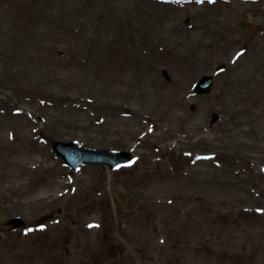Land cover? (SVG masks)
Instances as JSON below:
<instances>
[{
  "label": "rangeland",
  "instance_id": "374dc122",
  "mask_svg": "<svg viewBox=\"0 0 264 264\" xmlns=\"http://www.w3.org/2000/svg\"><path fill=\"white\" fill-rule=\"evenodd\" d=\"M263 7L229 0L216 4L210 0H0L1 50L10 46L12 18L20 19L24 11H37L31 15L28 29H19L26 33L19 45H27L32 60L25 63L27 70L22 72L9 63L0 74V113L8 114L0 121L5 126L0 128V135L18 122L29 144L28 156L24 150L20 154L22 162L36 161V142L41 143L50 165L58 168L65 180L71 179L72 188L83 196L74 199L69 192L54 206L35 209L30 203L37 196L34 182L24 196L12 193L11 199L0 204V264H70L67 254L75 246L72 235L82 249L87 247L88 236L96 237L101 264H175L184 246L180 244L179 250L174 247L168 223L161 215L155 216L152 225L146 223L145 233L153 243H140L136 233L143 210L137 206L142 187L158 179L163 169L171 178L161 179L167 185L162 194L170 192L179 202L175 192L191 191L194 186L193 179H187L190 174L185 176L190 160L177 151L160 153L141 176L137 165L157 141L150 135L145 77H157L169 86L177 78L172 66L188 62L200 66L199 73L189 79L188 112L197 120L205 119L208 130L218 138L237 128L255 138L247 158L250 170L244 176H234V166L220 160L222 168L217 175L229 179L231 185L243 181L247 191L259 196L238 205L244 195L234 186L217 189L214 197L228 199L238 212H230L223 204L226 213L207 233L189 243L186 264L217 263L220 258L211 253H228L227 264H264V194L258 188L259 179L253 178L261 175L264 181ZM218 12L224 16H216ZM242 50L246 55L232 63L235 53ZM219 67H224L220 75L215 74ZM165 72L170 81L165 80ZM203 76H212L214 86L208 95L197 96L193 87ZM17 111L38 118V122L28 117L15 120L13 113ZM215 114L219 121L211 125ZM34 124L49 128L51 134L29 136ZM1 140L0 164L6 149ZM53 141L128 151L134 164L116 171L107 166H83L72 171L52 151ZM231 158L238 162L235 153ZM19 182L12 176L0 181V187L17 188ZM202 190L194 191L204 196L210 188ZM2 205L6 208L1 209ZM190 213L188 209L181 212L183 222ZM81 214L86 217L81 218ZM15 219L24 224L23 228L10 226ZM54 220L60 221L63 229L44 233L42 227ZM31 229L35 231L25 238ZM67 234L71 239H66ZM49 246L53 247L46 252ZM83 253L87 264L90 253ZM101 253L107 257L101 258Z\"/></svg>",
  "mask_w": 264,
  "mask_h": 264
},
{
  "label": "bare ground",
  "instance_id": "6f19581e",
  "mask_svg": "<svg viewBox=\"0 0 264 264\" xmlns=\"http://www.w3.org/2000/svg\"><path fill=\"white\" fill-rule=\"evenodd\" d=\"M259 4L264 5V1L260 0ZM217 11L221 12L222 9H218ZM36 12V10L29 13L24 11L20 19L16 17L12 18L11 26L14 29L10 30L13 33L8 37L10 46L3 50L0 49V74L3 73L11 63L22 72L27 70L25 63L31 62L32 60L30 59L31 55L28 54L29 48L27 45H19L21 38L26 34L19 29H28L30 17ZM220 12H218L216 16L223 17L224 14ZM1 42L2 39L0 40V43ZM188 56L187 54V57ZM172 69L176 73L177 78H175L174 83L169 86L160 83L157 77H145L148 86L144 87L143 92L148 97V117L151 127L150 135L157 139V141L149 153L140 157L139 164L137 163V168L139 170L138 176L144 175L150 170L152 164L156 162L157 154H171L173 151H177L179 156L182 155L185 159L190 160L187 166V171L189 173L185 176L190 174L187 179L192 178L193 181H191V183L194 186L190 188L191 191L182 192L181 194L180 191L175 192L176 198H179V202H177L171 198L170 192L162 194L165 192L167 185L162 182L161 179L167 180L171 178L167 169H163L158 179L147 181L148 184H145L142 187L143 190L140 192V197L142 198L141 203L137 206V209L143 210V220L140 222L137 230L139 232L136 233V235L140 237L141 244L150 246L153 241L152 238L148 237L145 233L146 223L152 225L155 216L161 215L168 223L170 232L169 240L173 242L174 247L179 250L180 244L184 246L181 255L176 258L175 264H186V254L189 249V243L192 242L194 237L200 236L201 233H207L208 228L217 222V218L222 216V213H226V211L223 210V204L230 212H238V208H235L228 199H216L214 197V192L217 189L223 191L227 186H234L239 190L240 194L244 195L239 198L237 202L239 203L238 205L250 203L258 198L259 195L257 192L247 191L245 186H243L245 185L243 181H238L235 185H231L229 179H222L217 175L220 171L219 169L222 168V165L218 164L220 160L222 163H228L234 166V176H244L250 170L247 158L249 157L248 152L250 151V147L254 144L255 138L249 131L241 128H237L232 132L228 131L223 137L218 138L213 135V133L208 130L205 119L197 120L196 116L191 115L187 110L189 79H191L194 74L199 73L200 66L190 62L184 64L178 63L173 65ZM7 116L8 114L6 113L1 114L0 121H4L3 118L7 119ZM13 116L16 118L15 120L23 117L33 119L30 114L24 111H17L13 113ZM194 120H197V122ZM33 121L38 122V118L33 119ZM2 127L5 126L0 124V128ZM31 129L32 132L28 134L31 137L51 134L49 128L46 129V127H44L41 129L37 127L36 124L32 125ZM25 135V132L18 122L7 126L6 133H1L0 135V140H4L6 144V149L3 152V163L0 164V181L6 182L11 179L12 176L20 181L17 188H11L8 187V185H6L7 188L5 189L0 187V204L7 198L11 199L12 193L16 196H24L29 184L33 182V186H37V196L33 198V201L30 203L35 209L54 206L55 202H60L69 192L71 193V198L80 199L83 197L77 190L72 188L73 183L70 181L71 179L65 180L59 169L50 165V158L46 156L44 147L41 143L36 142L37 148L35 149V154L39 156L38 159L34 162L29 161V163H26V161L22 162V156L20 154L23 153V150L25 151L24 153L27 154L26 145H29L28 142H25ZM232 153H235L238 162L231 160ZM26 156H28V154ZM229 171L231 170H227V172ZM200 176H202V178ZM261 177V175H253V178L259 179L261 183L258 188L262 195L264 194V181ZM82 181L83 180L80 179L78 182L81 183ZM202 187L204 189H207V187L210 188L204 196L196 192H203ZM88 194L89 191L87 190L85 196ZM195 202L198 204L194 205ZM25 205L27 206V203H25ZM5 208L6 206L2 205L1 209ZM133 209L130 215H133ZM187 209L191 212V216L187 218L186 222H183L181 219V212ZM83 214H81V218L86 217ZM197 215L199 218H197ZM261 226H264V223H261ZM61 229H63V227L60 221L54 220L46 226L43 232H59ZM84 231L87 232V229ZM33 232L34 231H29L25 238H29ZM67 237L71 239V236H68V234L66 235V239ZM72 237L75 239V246L72 252H68L67 262L70 264H84L85 254L83 252L86 251L90 253L91 256L87 264H101L100 258L98 259V254H96L95 246L99 245L96 237L90 239L88 236L87 247L83 246V249L81 248L82 245L78 243L77 237L75 235H72ZM52 247L49 246L46 252L50 251ZM90 247H94V250H90ZM92 255L95 256L94 259ZM99 256L101 258H103V256L106 258L107 254L101 253ZM143 256L148 260V255L143 253ZM211 256L220 258V260L214 264H227L226 260L229 259L228 253H222L217 256L211 253ZM46 261L48 262V259ZM203 264L210 263L205 261Z\"/></svg>",
  "mask_w": 264,
  "mask_h": 264
},
{
  "label": "water",
  "instance_id": "95a60500",
  "mask_svg": "<svg viewBox=\"0 0 264 264\" xmlns=\"http://www.w3.org/2000/svg\"><path fill=\"white\" fill-rule=\"evenodd\" d=\"M211 87V81L209 79H204L201 84L198 86V91L205 93L210 90ZM76 145H60V144H55V151L57 152L58 155L63 157V159L66 161L68 165L74 166L77 168L79 165L82 164H108L111 168L118 167L120 165L127 164L130 161V157L128 155H122V159L117 161L116 164L115 162L109 158H103L99 157L97 155H100L99 152H90V155L84 154V152L78 151V147L76 148ZM84 150V149H80ZM118 163V164H117Z\"/></svg>",
  "mask_w": 264,
  "mask_h": 264
}]
</instances>
